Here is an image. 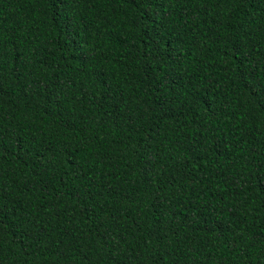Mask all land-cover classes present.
<instances>
[{"label": "trees", "instance_id": "trees-1", "mask_svg": "<svg viewBox=\"0 0 264 264\" xmlns=\"http://www.w3.org/2000/svg\"><path fill=\"white\" fill-rule=\"evenodd\" d=\"M0 264H264V0H0Z\"/></svg>", "mask_w": 264, "mask_h": 264}]
</instances>
